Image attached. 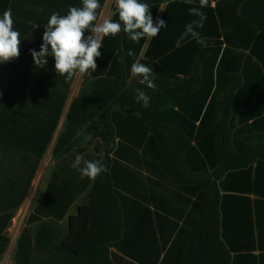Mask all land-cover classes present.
I'll list each match as a JSON object with an SVG mask.
<instances>
[{
  "label": "trees",
  "instance_id": "trees-1",
  "mask_svg": "<svg viewBox=\"0 0 264 264\" xmlns=\"http://www.w3.org/2000/svg\"><path fill=\"white\" fill-rule=\"evenodd\" d=\"M106 2L99 0L98 20ZM140 2L154 24L163 19L167 27L139 43L123 30L104 37L97 69L66 113L52 151L57 163L13 264H264L263 255L238 251L247 247L236 241L240 214L251 221L245 237L261 228L257 210L227 209L229 199L264 198V0H209L196 29L206 46L189 36L180 47L185 26L198 19L189 9L199 0ZM71 7L82 0H0V18L11 10L21 40L20 55L0 63V263L6 230L77 77L56 73L52 56L37 67L30 49L40 51L51 14ZM110 19L120 22L116 7ZM137 60L153 69L155 89L132 75ZM137 88L151 97L148 107L136 101ZM92 132L94 160L102 153L109 170L95 180L72 167L76 155H86Z\"/></svg>",
  "mask_w": 264,
  "mask_h": 264
},
{
  "label": "clouds",
  "instance_id": "clouds-1",
  "mask_svg": "<svg viewBox=\"0 0 264 264\" xmlns=\"http://www.w3.org/2000/svg\"><path fill=\"white\" fill-rule=\"evenodd\" d=\"M192 4L193 0H185ZM209 0H199L200 7H191L190 15L198 17L185 26L184 32L176 41V47L181 46V41L191 36L198 43L206 46V37L196 30L203 27L206 14L200 9L208 5ZM120 22H114L105 17L98 20L97 9L100 8L99 0H82V7H71L66 15L51 14L45 24L40 51L30 49L34 64L43 68L47 64V57L55 60L56 73L66 76L71 80L76 73L81 76L96 71V58L101 56L99 49L102 47L104 37L115 36L121 30L128 34L131 41L139 43L144 37L153 38L158 35L161 28H166V21L153 18L149 11V5L140 0H115ZM122 22V23H121ZM91 35L85 37V31ZM20 33L13 30V18L11 10H6L0 18V63L8 62L20 55ZM129 56L134 55L132 50ZM131 73L139 77V83L148 88L155 89L153 69L139 60L131 66ZM136 101L142 102L143 107L150 105L151 97L140 88L136 89ZM101 159L85 160L80 154L76 155L72 167L77 169L81 178L87 177L95 180L101 173L109 171L102 162V153H98ZM83 165V166H81Z\"/></svg>",
  "mask_w": 264,
  "mask_h": 264
},
{
  "label": "crops",
  "instance_id": "crops-1",
  "mask_svg": "<svg viewBox=\"0 0 264 264\" xmlns=\"http://www.w3.org/2000/svg\"><path fill=\"white\" fill-rule=\"evenodd\" d=\"M165 7V4L162 5L161 7V10L159 12V17L163 11ZM114 13V12H113ZM113 15V14H112ZM112 17V16H111ZM158 17V18H159ZM86 37V36H85ZM143 58V55L142 57ZM110 147L109 144H105L103 146V151L105 150V148H108ZM94 150V148H93ZM90 151V150H89ZM89 151H87V153H89ZM85 160H94L95 158V150L93 151V157L91 158V156H84ZM56 165V164H55ZM49 179V178H48ZM48 182V180H47ZM47 184V183H46ZM46 187V186H45ZM84 198V195L81 196L73 205L72 207L70 208V211L68 213V216L69 215H75L77 214V209L79 208V206L81 204H83V199ZM252 209L254 211L257 210V212L259 213V215L261 216V228L259 226V229L258 227H254L253 229V235L252 237H245L243 235V227L245 225V223L247 224H251V221H249V219H243L245 218V215L244 214H240L237 218V224L239 225L238 226V231H239V238H237V245L239 247H242V246H245L247 248H241L239 249L238 251H246V252H251L253 255H255L256 257H260V256H264V216L263 213H264V198H258L254 195H250L248 200H239V199H232V200H227V209ZM255 214H254V220H255ZM66 222H67V218L61 222H59V225L65 229L66 227ZM253 223V221H252ZM259 223H260V220H259ZM261 229V230H260ZM259 235V236H258Z\"/></svg>",
  "mask_w": 264,
  "mask_h": 264
},
{
  "label": "rangeland",
  "instance_id": "rangeland-1",
  "mask_svg": "<svg viewBox=\"0 0 264 264\" xmlns=\"http://www.w3.org/2000/svg\"><path fill=\"white\" fill-rule=\"evenodd\" d=\"M113 6H114V1L111 0L110 2L107 3L106 5V13H110L113 12ZM88 36V35H87ZM86 36V37H87ZM87 74L86 75H83L81 76L79 74V76L76 78L75 82H74V85L72 87V91L70 93V97H69V101H68V104H67V108L64 112V115H63V118L61 120V124L60 126L58 127L55 135H54V138L51 142V144L49 145L48 147V150L40 164V167H39V170H38V173L36 175V185L34 187V190L32 192V195H31V208H33L35 205L38 204V202L40 201L41 197H42V194H43V191L45 189V186H46V183H47V180L50 176V173L51 171L53 170L55 164L57 163V161L53 158L52 156V151L54 149V146H55V143H56V140L62 130V125L65 121V118H66V113L69 109V106L72 102V100L77 97L80 92L82 91V89H84L85 87V81H86V78H87ZM98 143V139L95 135V132H92L89 134L88 136V144H85V149H86V156H91V158L93 157V148L95 147V145ZM90 150V151H89ZM87 151H89V153H87ZM31 192V191H30ZM15 249H16V245L15 246H12L8 252V255H7V262L6 264H13V257H14V252H15Z\"/></svg>",
  "mask_w": 264,
  "mask_h": 264
},
{
  "label": "built area",
  "instance_id": "built-area-1",
  "mask_svg": "<svg viewBox=\"0 0 264 264\" xmlns=\"http://www.w3.org/2000/svg\"><path fill=\"white\" fill-rule=\"evenodd\" d=\"M111 0H107L106 2V5L108 2H110ZM114 1V6H113V12H114V9L116 7V4H115V0ZM106 5L99 17V20L98 22H100L103 18L105 17H108V18H111L113 12L110 13H106ZM90 71V70H89ZM79 76V73H77V77ZM76 77V78H77ZM36 179V177H35ZM34 179L31 187H30V191H29V194L26 198V200L24 201V203L22 204V206L16 211V213L14 214L12 220H11V223L9 225V227L7 228L6 230V235L7 237L9 238V244H8V249L3 257V260L0 264H6L7 262V255H8V252L10 250V248L12 246H15L17 245V241L18 239L20 238L23 230L25 229V227L27 226V223H28V219H29V216L30 214L33 212L35 206L33 208H31V195H32V192L34 190V187L36 185V180Z\"/></svg>",
  "mask_w": 264,
  "mask_h": 264
}]
</instances>
